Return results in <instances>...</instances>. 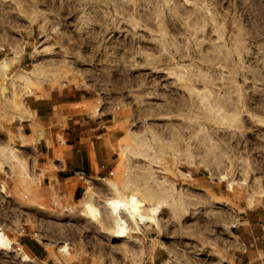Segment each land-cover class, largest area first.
Returning a JSON list of instances; mask_svg holds the SVG:
<instances>
[{
	"label": "rangeland",
	"instance_id": "1",
	"mask_svg": "<svg viewBox=\"0 0 264 264\" xmlns=\"http://www.w3.org/2000/svg\"><path fill=\"white\" fill-rule=\"evenodd\" d=\"M44 85L109 120L112 171L75 198L15 129ZM211 88L239 122L203 105ZM260 121L264 0H0V250L24 227L57 264H245L253 236L264 254Z\"/></svg>",
	"mask_w": 264,
	"mask_h": 264
},
{
	"label": "crops",
	"instance_id": "2",
	"mask_svg": "<svg viewBox=\"0 0 264 264\" xmlns=\"http://www.w3.org/2000/svg\"><path fill=\"white\" fill-rule=\"evenodd\" d=\"M88 92L64 94L44 85V93L34 97L31 106L27 105L31 117L27 115L15 126L22 135L35 140L38 161L47 169L49 185L62 187L64 195H73L74 198L85 191L88 183H97L108 177L117 154L106 130L109 120L73 108L91 100ZM25 103L28 102L25 100ZM22 229L20 227L16 233V242L11 239L13 250H0V264H57L34 234ZM257 240H260L258 235L248 239L251 241L249 247L245 243L240 245L248 258L245 264H264L259 261L264 255L262 250L252 248L257 247ZM17 246L21 249L18 250ZM21 253L27 254L31 261H25Z\"/></svg>",
	"mask_w": 264,
	"mask_h": 264
},
{
	"label": "bare ground",
	"instance_id": "3",
	"mask_svg": "<svg viewBox=\"0 0 264 264\" xmlns=\"http://www.w3.org/2000/svg\"><path fill=\"white\" fill-rule=\"evenodd\" d=\"M19 49L16 50L17 54L20 52ZM35 65L36 66L34 68H31L30 70L20 74V76L24 82L25 81H27V82L31 81L32 82L36 77H39V74L41 72L40 66H38L37 64H35ZM37 79H39V78H37ZM212 82H213V80L211 81V83ZM210 85H212V84H210ZM198 95H199L200 100L203 103V105L207 106L208 107L207 109H209L210 112L212 111L211 113L216 114V116H217L216 118L218 120H222V121L224 120L226 125H228V124L233 125V123H237L241 119L240 114L242 112L239 108L240 101L232 98V96L221 97V96H219L218 92L213 93L212 88L210 90H207L206 92H199ZM74 106H73V108H74ZM87 109H88V107H87ZM262 121H260V123L264 124V122H262ZM262 127H264V126H262ZM204 136H205V134H204ZM158 201H159L160 205H167L166 202L164 200H162V198H159Z\"/></svg>",
	"mask_w": 264,
	"mask_h": 264
},
{
	"label": "built area",
	"instance_id": "4",
	"mask_svg": "<svg viewBox=\"0 0 264 264\" xmlns=\"http://www.w3.org/2000/svg\"><path fill=\"white\" fill-rule=\"evenodd\" d=\"M22 228H23L22 231H25V228L24 227H22ZM35 235H37V233H34V236ZM17 249L20 250L21 249V246H17Z\"/></svg>",
	"mask_w": 264,
	"mask_h": 264
}]
</instances>
